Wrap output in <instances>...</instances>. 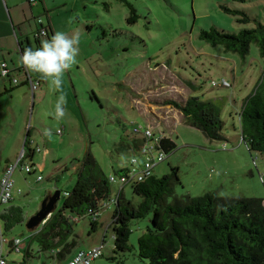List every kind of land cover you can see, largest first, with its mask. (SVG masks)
<instances>
[{"label":"rangeland","instance_id":"obj_1","mask_svg":"<svg viewBox=\"0 0 264 264\" xmlns=\"http://www.w3.org/2000/svg\"><path fill=\"white\" fill-rule=\"evenodd\" d=\"M59 1L64 5L58 4ZM129 1L139 14L134 22L128 20L130 9L123 0H55L54 4L50 0L49 17L54 32L79 34L76 62L63 73L60 88L46 91L36 104L27 82L0 96V178L26 148L27 130L31 129L32 146L43 149L33 158L36 172L27 173L18 166L13 174L14 198L9 204L22 206L25 220L7 235L25 240L31 246V255L8 253V264H53L51 255L40 252L31 239L27 220L41 208L50 192L74 186L77 167L89 152L107 174L117 176V169L129 164L134 150L125 149L120 142L138 137L134 126L151 125L155 133L171 137L176 144L153 169L158 177L169 173L171 167L179 169L174 194L165 204L178 201L183 204L189 197L208 192L264 199V151H249L241 139L239 119L244 97L262 75L264 55L254 42L243 57L220 43L200 37L202 29L213 26L226 32L256 26L254 22H239L238 16L224 6L245 10L251 18L264 22V0ZM31 18L35 29L36 18ZM15 73L19 79L24 77L19 68ZM43 82L50 85L48 80ZM20 89H26L27 93L21 94ZM59 95L67 99L66 114L56 121L50 113ZM189 95L213 99L222 105L226 139H210L202 129L186 123L179 109L166 103L170 98L185 100ZM21 104L25 115L17 111L15 123H10L4 117L6 110L9 107L16 110V105ZM45 129H51V138L45 135ZM6 159L12 162L7 163ZM39 161L44 165L40 166ZM24 162L30 163V159ZM39 175L42 179H38ZM119 187L118 182L111 183L112 196ZM124 194L133 204L142 200L131 184L124 186ZM3 206L6 205L0 206V214ZM114 210V203L103 206L101 224L91 233L88 217L72 219L78 239L74 253L105 240L103 255L92 264H141L138 239L150 225L152 214L132 222L129 243L133 248L122 255L112 251L110 224Z\"/></svg>","mask_w":264,"mask_h":264},{"label":"trees","instance_id":"obj_2","mask_svg":"<svg viewBox=\"0 0 264 264\" xmlns=\"http://www.w3.org/2000/svg\"><path fill=\"white\" fill-rule=\"evenodd\" d=\"M123 1L130 9L128 20L136 21L139 14L135 5L129 0ZM223 8L238 16L239 22H254L256 26L237 32H226L213 26L202 29L200 37L220 43L243 57L254 42L264 55V22L251 18L245 10ZM38 29L37 23L36 31ZM40 42L37 40V47ZM262 71L254 88L244 97L239 113L241 139L251 152L264 151V69ZM32 76L38 78L40 74ZM188 84L193 86L191 82ZM166 103L179 109L186 123L202 129L210 139H226L222 105L218 101L189 95L185 100L170 98ZM30 135L31 129L27 131L24 144L27 156L32 159L37 147L32 146ZM139 140V136H134L129 142L123 139L120 144L125 149H135ZM160 147L168 154L176 144L171 137L164 136ZM123 170L126 168L120 167L116 172ZM178 170V167H171L170 172L161 177L153 174L131 184L134 193L142 197L137 205L127 200L124 193L113 202L115 210L110 224L113 253L124 255L132 250L129 243L132 222L151 213V223L138 239L137 253L141 264H264V199L208 192L189 197L183 204L179 201L165 204L174 194ZM109 177L92 153H87L77 168L74 186L61 190V204L41 226L30 232L40 252H47L53 260L60 261L75 254L78 239L72 224L74 217H88L92 225L90 233L97 231L101 224L100 209L112 199ZM0 215L6 234L25 220L24 208L20 205L10 204ZM105 243L103 240V245L98 244L103 246L100 256ZM112 258L116 259V256Z\"/></svg>","mask_w":264,"mask_h":264},{"label":"built area","instance_id":"obj_3","mask_svg":"<svg viewBox=\"0 0 264 264\" xmlns=\"http://www.w3.org/2000/svg\"><path fill=\"white\" fill-rule=\"evenodd\" d=\"M31 1L35 2L36 0ZM37 23L39 25V29L34 32L36 39L41 41L48 38L51 33L50 25L47 24L45 19L42 17L37 18ZM17 69L18 68L16 67H12L6 59L0 61V76L8 80V88L17 86L21 81L15 74ZM19 69L24 71L25 80L34 92L39 87L42 79L40 77L34 78L30 74V71L23 65L19 67ZM224 84H228L226 80H224ZM133 131L141 140H139L140 142L135 146L129 164L125 167L126 170H123L121 173L117 174V176L112 173L110 174V182H118L120 187L116 195L112 196V199L105 203V206L118 199L126 184H134L153 175V169L168 155L167 152L160 147V141L165 135L162 133H155L153 126L148 124L138 125L134 126ZM58 132L61 133L62 130L59 129ZM36 150L40 151L41 148L37 147ZM27 155V151L23 148L16 161L9 164L4 170L3 175L0 178V206L9 204L14 198L13 192L15 188V181L13 174L18 166H21V168L27 173L37 171V166L32 163V159H30ZM27 158L30 159V163L24 162ZM38 179H42V176L39 175ZM18 191L21 192V189H18ZM68 193L69 192H65V194ZM20 242L21 240L19 238L13 239L6 234L3 222L0 220V264H7L6 245L12 244L17 246ZM102 245H93L87 249H80L73 256L67 258L62 264H92V262L102 254ZM53 264H59V261L55 259L53 260Z\"/></svg>","mask_w":264,"mask_h":264},{"label":"crops","instance_id":"obj_4","mask_svg":"<svg viewBox=\"0 0 264 264\" xmlns=\"http://www.w3.org/2000/svg\"><path fill=\"white\" fill-rule=\"evenodd\" d=\"M52 2L54 4L55 0H52ZM58 4L64 5L62 1H59ZM50 6H51L50 0H37L35 2H32L31 0H0V61L3 59H6L12 67L19 68L22 66V64L18 61L19 57L23 54L22 48L25 50L26 48H29V47L33 48V45L37 46V40L34 38V32L36 31V28H37V18L38 17H42V15H45L46 17H42V18L45 19V22L50 25V29H51L50 35L55 33L53 30L54 26L52 25V22L50 21V17H49ZM31 17H33V19L36 18L35 19V22H36L35 29H33L31 26V22H30L32 19ZM35 75H38V73ZM23 76L24 77L21 79L22 84L25 82L24 71H23ZM7 81L8 80L5 78L2 79V81H0V96H2L6 92L7 93L13 92L15 88L18 87L17 85L11 89L10 87L8 88ZM43 84L39 88L41 91H39L37 96H36V91L35 93H33V91L31 90V87L29 88V90L32 93L33 104H36L37 102L42 101L43 94L46 91L50 90V85H48V82H46L44 85ZM19 92L21 94L23 93L26 94L27 90L20 89ZM22 105L23 104L16 105L17 107L16 110L11 109V107H9L8 111L6 110L4 117H7L10 123L12 122L15 123L16 118H17V115H16L17 111L24 113L25 115L26 110H25V107ZM23 124H24V119L21 125ZM25 128L26 127L22 128L23 132ZM37 147L41 148L38 145ZM42 151L43 149H41L40 151L36 150L34 152V155L36 152H42ZM47 153H48V149L45 150V153L43 156L45 157ZM34 155L32 157V163L35 164L33 160ZM6 162L10 163L12 162V159H6ZM38 164H40V166L44 165V163L43 162L41 163V161H39ZM9 205L3 206L1 213ZM11 238L13 239L19 238L21 242L17 246L12 245V244L8 245L9 247L7 249V255L8 253L10 255V253L12 252H18V253L24 252V254L26 253L27 256L31 255V251H30L31 246L27 245L25 240L21 239L20 237H11ZM58 261H59V264H62L65 260H61V261L58 260Z\"/></svg>","mask_w":264,"mask_h":264},{"label":"clouds","instance_id":"obj_5","mask_svg":"<svg viewBox=\"0 0 264 264\" xmlns=\"http://www.w3.org/2000/svg\"><path fill=\"white\" fill-rule=\"evenodd\" d=\"M78 43V33L69 36L64 31H56L49 39L41 40L39 47L26 48L20 56L19 62L27 70L40 74L41 79L48 80L50 90H56L62 85L63 73L77 60ZM66 104V97L59 95L54 110L50 113L56 121L65 117ZM45 135L51 138V129H45Z\"/></svg>","mask_w":264,"mask_h":264},{"label":"water","instance_id":"obj_6","mask_svg":"<svg viewBox=\"0 0 264 264\" xmlns=\"http://www.w3.org/2000/svg\"><path fill=\"white\" fill-rule=\"evenodd\" d=\"M61 199V189L57 188L42 201L41 208L27 220V227L35 230L57 209Z\"/></svg>","mask_w":264,"mask_h":264}]
</instances>
